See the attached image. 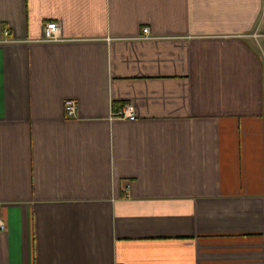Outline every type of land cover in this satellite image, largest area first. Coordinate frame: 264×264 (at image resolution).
<instances>
[{
  "label": "crops",
  "instance_id": "0c3cea01",
  "mask_svg": "<svg viewBox=\"0 0 264 264\" xmlns=\"http://www.w3.org/2000/svg\"><path fill=\"white\" fill-rule=\"evenodd\" d=\"M262 2L0 0V264H264Z\"/></svg>",
  "mask_w": 264,
  "mask_h": 264
},
{
  "label": "built area",
  "instance_id": "2783aa9c",
  "mask_svg": "<svg viewBox=\"0 0 264 264\" xmlns=\"http://www.w3.org/2000/svg\"><path fill=\"white\" fill-rule=\"evenodd\" d=\"M261 26V27H260ZM149 32L147 28L142 30V37L148 38ZM253 39L261 38L263 41L264 51V0L261 7V15L259 26L251 34ZM59 39V27L56 23H47L44 27L43 40L47 42H56ZM64 114L67 118H73L76 113V103L73 100H66L63 103ZM118 118L133 120L134 110L131 106H125L115 113ZM4 230V225L0 222V231Z\"/></svg>",
  "mask_w": 264,
  "mask_h": 264
}]
</instances>
